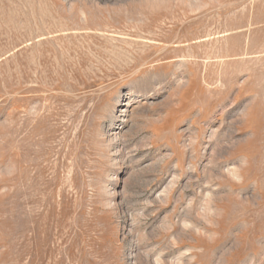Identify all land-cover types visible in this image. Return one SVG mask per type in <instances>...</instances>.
I'll return each instance as SVG.
<instances>
[{
	"label": "rangeland",
	"instance_id": "rangeland-1",
	"mask_svg": "<svg viewBox=\"0 0 264 264\" xmlns=\"http://www.w3.org/2000/svg\"><path fill=\"white\" fill-rule=\"evenodd\" d=\"M0 264H264V0H0Z\"/></svg>",
	"mask_w": 264,
	"mask_h": 264
}]
</instances>
